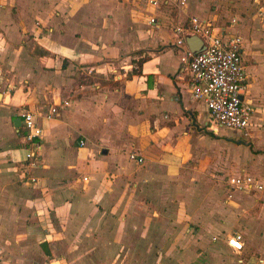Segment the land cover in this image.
Instances as JSON below:
<instances>
[{"label":"crops","instance_id":"0c3cea01","mask_svg":"<svg viewBox=\"0 0 264 264\" xmlns=\"http://www.w3.org/2000/svg\"><path fill=\"white\" fill-rule=\"evenodd\" d=\"M190 15L220 34H242L248 135L209 128L205 103L191 94L172 31ZM231 16L239 23L231 25ZM92 73L101 78L80 82ZM52 104L60 108L43 119ZM23 108L43 129L40 160L29 167V144L13 123ZM181 171L207 172L220 183L248 172L263 187L243 192V208L260 203L264 210V0H0V264L176 262L172 253L152 251L172 245L168 233L145 237L170 232L176 209L153 214L143 195L175 198L174 185L158 178ZM251 217L225 210L222 220L206 221L214 235L203 240L205 264H264V226L259 232ZM234 230L243 235L241 251L226 243ZM245 232L260 255L236 257L247 250ZM191 256L185 252L181 264Z\"/></svg>","mask_w":264,"mask_h":264},{"label":"built area","instance_id":"2783aa9c","mask_svg":"<svg viewBox=\"0 0 264 264\" xmlns=\"http://www.w3.org/2000/svg\"><path fill=\"white\" fill-rule=\"evenodd\" d=\"M149 2L157 6L161 2L183 4L185 0H149ZM239 21L238 16H231L229 19L231 25ZM149 22L155 24V16H151ZM172 31L175 35L174 44L183 47L180 54V69L187 75L191 94L206 105L208 127L211 129L219 126L230 127L242 130L244 135H248L252 107L241 98L247 78L241 61L242 35L237 30L225 31V29V32L220 34L218 28L196 15L188 16L183 22H175ZM191 35H197L202 41L203 47L197 51H192L186 46V38ZM59 108V104L50 105L41 113L42 118L52 119ZM19 117L21 126L17 129H22V138L29 144L24 156L26 166H35L41 157L40 136L43 129L30 109L23 108ZM84 142V139L80 138L78 144L83 145ZM129 158L138 163L143 162V157L134 151L129 152ZM26 172L25 168L20 170L22 176ZM28 177L32 181L35 180L33 176ZM83 179H87V176L84 175ZM226 182L231 189L242 192L263 187V182L259 178L244 171L227 175ZM226 243L232 249L241 251L244 248L242 233L237 230L227 233Z\"/></svg>","mask_w":264,"mask_h":264},{"label":"rangeland","instance_id":"374dc122","mask_svg":"<svg viewBox=\"0 0 264 264\" xmlns=\"http://www.w3.org/2000/svg\"><path fill=\"white\" fill-rule=\"evenodd\" d=\"M210 9L215 10L217 7L213 4L210 6ZM219 10L221 9L218 8V11ZM225 17L226 16H224V18ZM91 75L93 74L89 76ZM93 77L97 78L96 75ZM222 129L226 131V135L231 134L235 136L239 133L237 130L227 127ZM80 174L86 175V172L79 171L78 175ZM179 174L180 175L173 178H166L165 175H160L158 178V182L161 186L166 185L168 189H171L174 185L175 198L169 200L166 197L159 196V198H151L143 195V200L150 203L148 204V208H151L150 212L152 211L151 213L153 214H155V211L160 212V214L167 212L172 205L176 209V213L174 214L176 223L170 232L160 231L157 235V231H146L147 234L145 237H152L153 233L158 237H166V233H168L170 239L173 240L172 245L168 248L158 246L153 247L152 251L165 255L172 253L171 255H174V260H176V262H172V264H181L180 259H182L185 252L188 251L191 252L192 256L190 262H185V264H205L203 254L206 253V250L203 246V240L207 238H209L210 241L213 240V231L207 228L208 223L206 221H209L213 217H219L222 220L225 210H232L233 215L238 217H248V215H251L252 219H258L257 224L259 223L258 225H260V227H258L257 230L260 232L263 229L264 210H260V203L247 210L243 208V201L241 200L245 195L248 196L247 193L231 189L225 180L220 183L216 176H211L207 172H203V174H184V172L181 171ZM174 182L175 184H173ZM141 189L146 190L147 187L143 185L139 190ZM261 192L262 191L257 193ZM253 195L255 196V193H253ZM201 214L203 215V222L200 218ZM170 219L172 220L173 218L170 217ZM224 232H226V230H224ZM244 235L247 242V250L242 255L236 254V257L241 258L248 253L260 255V250L256 251V245L251 243L252 238H250L249 233L245 232Z\"/></svg>","mask_w":264,"mask_h":264},{"label":"water","instance_id":"95a60500","mask_svg":"<svg viewBox=\"0 0 264 264\" xmlns=\"http://www.w3.org/2000/svg\"><path fill=\"white\" fill-rule=\"evenodd\" d=\"M186 41L189 45V48L190 50L192 51H197L199 50L200 48H202L203 46H201V39L197 36V35H192V36H188L186 38ZM13 123L16 127L20 126L21 125V118L20 117H16L14 120H13Z\"/></svg>","mask_w":264,"mask_h":264},{"label":"trees","instance_id":"16d2710c","mask_svg":"<svg viewBox=\"0 0 264 264\" xmlns=\"http://www.w3.org/2000/svg\"><path fill=\"white\" fill-rule=\"evenodd\" d=\"M134 70V69H133ZM93 74V73H92ZM96 76H97V78H93V77H91V76H89V75H83V74H80L79 75V79H80V82H90V81H93V80H98V79H100L101 78V75H99V74H95ZM109 79L107 80V81H111L112 80V75H110V74H108V76H107ZM117 83V82H116ZM19 132H20V135L22 134V129L21 128H19Z\"/></svg>","mask_w":264,"mask_h":264}]
</instances>
